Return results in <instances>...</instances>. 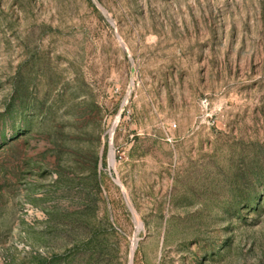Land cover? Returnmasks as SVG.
I'll return each instance as SVG.
<instances>
[{
  "label": "rangeland",
  "instance_id": "1",
  "mask_svg": "<svg viewBox=\"0 0 264 264\" xmlns=\"http://www.w3.org/2000/svg\"><path fill=\"white\" fill-rule=\"evenodd\" d=\"M0 264H264V0H0Z\"/></svg>",
  "mask_w": 264,
  "mask_h": 264
},
{
  "label": "bare ground",
  "instance_id": "2",
  "mask_svg": "<svg viewBox=\"0 0 264 264\" xmlns=\"http://www.w3.org/2000/svg\"><path fill=\"white\" fill-rule=\"evenodd\" d=\"M111 161H112V164H114V162H115L114 153H112V155H111Z\"/></svg>",
  "mask_w": 264,
  "mask_h": 264
}]
</instances>
